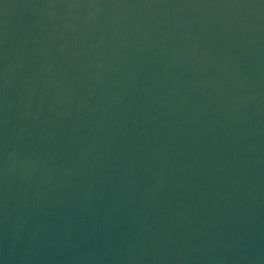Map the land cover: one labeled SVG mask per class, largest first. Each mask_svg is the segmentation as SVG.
I'll return each mask as SVG.
<instances>
[{"label":"water","instance_id":"1","mask_svg":"<svg viewBox=\"0 0 264 264\" xmlns=\"http://www.w3.org/2000/svg\"><path fill=\"white\" fill-rule=\"evenodd\" d=\"M0 264H264V0H0Z\"/></svg>","mask_w":264,"mask_h":264}]
</instances>
